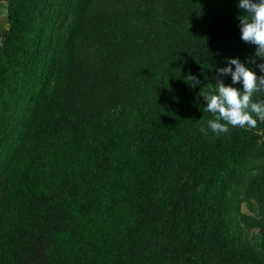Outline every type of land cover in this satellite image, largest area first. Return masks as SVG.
<instances>
[{"label":"trees","instance_id":"obj_1","mask_svg":"<svg viewBox=\"0 0 264 264\" xmlns=\"http://www.w3.org/2000/svg\"><path fill=\"white\" fill-rule=\"evenodd\" d=\"M186 1L174 25L193 32L191 54L151 111L120 92L140 29L161 18L156 0H6L0 264H264V166L246 184L262 205L261 256L209 239L218 202L188 182L226 184L263 153L254 128L208 129L215 116L201 95L228 58H252L244 10L239 0Z\"/></svg>","mask_w":264,"mask_h":264},{"label":"rangeland","instance_id":"obj_2","mask_svg":"<svg viewBox=\"0 0 264 264\" xmlns=\"http://www.w3.org/2000/svg\"><path fill=\"white\" fill-rule=\"evenodd\" d=\"M155 8L161 18L140 29L137 66L125 76L124 89L120 92L126 101L142 104L151 111L160 107L180 69L190 57L195 41L193 32L184 30L179 33L174 25L175 20L187 9L186 0H156ZM87 42L90 40L87 39ZM254 53L253 45L251 55L255 63L248 66L258 76L264 75L257 67L264 60L254 56ZM253 130L258 134L254 145L257 150L254 151L263 153L250 158L228 183L210 185L192 179H188V182L194 194L215 196L218 202L222 222L216 231L209 233V239L216 240L221 249L245 245L261 256L259 230L253 221L258 217L262 205L248 193L246 184L264 166V121L258 120ZM1 200L0 192V205Z\"/></svg>","mask_w":264,"mask_h":264},{"label":"clouds","instance_id":"obj_3","mask_svg":"<svg viewBox=\"0 0 264 264\" xmlns=\"http://www.w3.org/2000/svg\"><path fill=\"white\" fill-rule=\"evenodd\" d=\"M238 7L244 10V14L238 16L241 39L254 45V56L264 60V0H239ZM252 63H255L252 58L244 62L238 57L228 58L227 66L217 69L214 84H209L208 91L201 94L207 101L206 110L215 116L208 121V129L215 134H227L229 126L255 128L258 120L264 121V99H253L256 93L264 91V75L258 76L248 66ZM257 67L264 73V62ZM228 74L232 84H225L222 79ZM188 80L191 86L200 83L191 74ZM237 83H242L243 88L232 86ZM201 132L208 134L205 128H201Z\"/></svg>","mask_w":264,"mask_h":264},{"label":"crops","instance_id":"obj_4","mask_svg":"<svg viewBox=\"0 0 264 264\" xmlns=\"http://www.w3.org/2000/svg\"><path fill=\"white\" fill-rule=\"evenodd\" d=\"M6 0H0V37L2 31L7 27Z\"/></svg>","mask_w":264,"mask_h":264}]
</instances>
